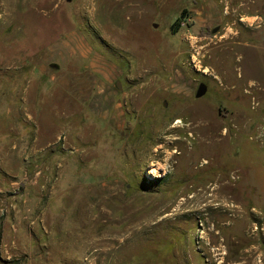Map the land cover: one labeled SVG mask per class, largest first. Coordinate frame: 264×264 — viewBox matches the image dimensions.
I'll return each instance as SVG.
<instances>
[{"label":"rangeland","instance_id":"obj_1","mask_svg":"<svg viewBox=\"0 0 264 264\" xmlns=\"http://www.w3.org/2000/svg\"><path fill=\"white\" fill-rule=\"evenodd\" d=\"M252 246L264 264V0H0V264Z\"/></svg>","mask_w":264,"mask_h":264},{"label":"bare ground","instance_id":"obj_2","mask_svg":"<svg viewBox=\"0 0 264 264\" xmlns=\"http://www.w3.org/2000/svg\"><path fill=\"white\" fill-rule=\"evenodd\" d=\"M232 38V37H231ZM239 46V45H238ZM228 51H229V49H228ZM234 51V50H233ZM224 52V51H223ZM223 54V53H222ZM226 54H227V49H226ZM249 93V92H248ZM176 124H181L182 125V121L180 120V119H178L177 120V123ZM194 130L196 131V133H197V139L195 140L196 141V143L198 144L199 142H201V143H203L204 141H203V137H206V136H204L205 134L203 133V126L202 125H200V124H197V125H195L194 127ZM208 128V127H207ZM204 129H206V128H204ZM260 129V128H259ZM181 130H184L183 129V126H182V128H181ZM193 130V131H194ZM260 131V130H259ZM258 131V132H259ZM262 131V130H261ZM180 132V131H179ZM183 132V131H182ZM205 133H206V131H205ZM194 134V133H193ZM213 134V133H212ZM208 136V135H207ZM214 136V135H213ZM212 137V136H211ZM208 138V137H207ZM210 138V137H209ZM211 139H213V137L211 138ZM216 139V138H215ZM193 140V139H192ZM207 140V139H206ZM210 140V139H209ZM190 144V143H189ZM182 146V145H181ZM193 146V145H192ZM199 146H201V145H199ZM193 148L195 149V147L193 146ZM193 149V150H194ZM191 151V150H190ZM198 153V152H197ZM196 153V154H197ZM178 154V152L175 150L174 152H172L171 154H168L171 158H173L174 156H176ZM205 154V153H204ZM192 155V154H191ZM185 156V155H184ZM187 157V156H186ZM189 157V156H188ZM169 158V157H168ZM189 159V158H188ZM171 160V159H170ZM191 164H194V163H191ZM151 173H154V172H151ZM227 185H229V183L228 182H225V184H223V185H220V186H213V189L211 190V192H212V195H211V198L212 199H214V200H218L219 201V199L220 198H222V200L224 201V203H228L227 202V200H225V198L227 197V195L229 194V195H231L232 196V198L234 199V198H236V201H238L239 199H240V197H239V195L238 196H236L235 194H233L231 191H230V189L229 190H227V191H225V190H222V188H224V186H227ZM228 187V186H227ZM232 190V189H231ZM185 193V192H184ZM228 195V196H229ZM228 198V197H227ZM185 199V198H184ZM184 199H181L182 200V202L184 201ZM192 199H194V198H192ZM232 199V200H233ZM238 199V200H237ZM234 201V200H233ZM235 202V201H234ZM223 203V204H224ZM231 203V202H230ZM239 203V202H238ZM237 204V203H236ZM183 205H185V204H182V203H180V206H179V209L180 208H183ZM233 205V204H232ZM232 205H227V207H229L230 209H234V214L235 215H233V217L235 216V218L237 217V218H241V207H235V205L234 206H232ZM178 209V210H179ZM213 215V214H212ZM216 215V214H215ZM212 219V218H211ZM243 223H241V225H242ZM244 225V224H243ZM242 225V226H243ZM230 226H232V225H230ZM251 237V236H250ZM244 244H248V240H245V242H244ZM250 245V244H249ZM252 245H254V244H252ZM260 247V246H259ZM258 246L257 247H255V246H252V247H250L247 251H245L243 254H245V259H244V263L243 264H257V262H256V258H255V256H257L256 254H262L261 253V251H260V248H259Z\"/></svg>","mask_w":264,"mask_h":264},{"label":"water","instance_id":"obj_3","mask_svg":"<svg viewBox=\"0 0 264 264\" xmlns=\"http://www.w3.org/2000/svg\"><path fill=\"white\" fill-rule=\"evenodd\" d=\"M217 30H215L214 32H216ZM207 86L205 84H201L197 93H196V98L200 99L202 97H204L207 94Z\"/></svg>","mask_w":264,"mask_h":264}]
</instances>
